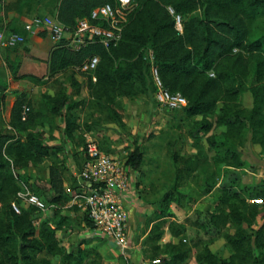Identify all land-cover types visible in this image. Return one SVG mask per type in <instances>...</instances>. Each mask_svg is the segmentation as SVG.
Instances as JSON below:
<instances>
[{
    "label": "trees",
    "instance_id": "1",
    "mask_svg": "<svg viewBox=\"0 0 264 264\" xmlns=\"http://www.w3.org/2000/svg\"><path fill=\"white\" fill-rule=\"evenodd\" d=\"M48 1L17 0L15 8L20 11L33 2L38 4V11ZM115 1L57 0L53 15L72 29L77 19L90 16L93 8L108 2L114 4ZM134 1L136 7L116 45L106 47L96 42L77 49L63 39L50 52L48 75L54 76L75 68L90 56L98 55L100 61L94 71L96 81L89 76L90 94L95 101L108 104L112 120L123 124V115L118 109L121 106L119 98L148 93L154 95L156 87L152 65H156L165 86L187 97L186 106L170 110L181 111L183 118L192 121V127L188 130L192 137H198L201 131L211 128L213 123L208 116L222 101L223 107L216 120L218 124L226 125V130L222 139L213 136L208 138V142L214 162L223 163L226 168L221 203L227 202L229 210L220 203L208 211L206 221L191 223L198 222L218 232L229 222L233 223L236 232H224L233 253L229 258L221 259L206 244L198 252L197 258L199 264H264V223L253 233L243 228V223L249 220L246 209L252 217L251 222L260 205L249 203L242 191L235 188L239 181L237 171L244 166L238 142L247 133L254 141L264 142V32L252 27L258 18L264 16V0ZM30 5L28 7L31 9L36 8ZM175 14L181 15V29L177 26ZM9 28L25 33L24 25L22 29L18 25H9ZM252 65L257 83L251 86L253 106L246 109L240 107L236 100ZM13 76L20 78L14 71ZM4 99L3 95L1 101ZM49 99L53 114H62L70 103V96L64 91ZM31 103L27 95L21 93L16 97L11 111V125L24 138H15L13 132H0V264H51L49 259L40 256L43 252L60 256L61 264H84L95 249L79 245L77 250H69L58 237V232L65 230L73 221V217L63 213L71 195L61 166L52 165L49 169V197L34 189L36 194L55 205L54 214L58 219H43L37 230L32 220L33 213H40L36 207L32 206L31 212L23 209L18 213L12 206L20 184L14 174L7 171L10 162L6 152L14 155L17 168H24L31 160L38 162L47 157L52 148L44 141L41 132L32 129L40 115L34 111ZM25 107H28V111L26 119H23ZM198 115H202V118L196 119ZM65 124L66 133L71 135L79 128L77 116L72 112L67 114ZM100 147L103 149L101 144ZM173 158L176 164L175 179L170 189L155 203V217L150 218L148 224L154 220L156 222L145 240V243L153 245L151 250L154 256H162L161 264H180L188 258L191 250L183 238L180 242L171 239L158 243L165 235L166 228L173 237L180 236L185 230L183 225L168 222L166 217L170 215L172 202L180 204L186 198L181 187L194 176L199 154L184 156L174 152ZM127 163L134 169L145 163V153L139 145L129 151ZM195 182L199 184V181ZM212 186L213 183L207 181L204 191L210 192ZM252 194L264 198V182L255 185ZM198 212L200 215L201 211ZM83 219L89 227L93 226L86 214ZM90 241L92 239H83L81 243ZM256 250L260 251L259 255ZM97 255L100 257L99 253Z\"/></svg>",
    "mask_w": 264,
    "mask_h": 264
},
{
    "label": "rangeland",
    "instance_id": "2",
    "mask_svg": "<svg viewBox=\"0 0 264 264\" xmlns=\"http://www.w3.org/2000/svg\"><path fill=\"white\" fill-rule=\"evenodd\" d=\"M16 1L11 0L6 5L5 14L2 13L3 9L0 7V27L3 15H5L9 25H18L19 29H22L27 18H31L39 12V10L37 11L38 4L33 2L31 5H27L35 6V9L26 6L19 11L15 8ZM56 7L57 0H49L40 6V10L53 15ZM177 26L181 29L182 23L177 24ZM252 27L264 32V16L258 18ZM47 50V45H40L37 41L33 40L32 42L28 39L18 47L7 50L0 59V132H13L15 138H24V135L16 132L11 125V115L7 111L6 99L2 102L1 97L4 95L6 98L9 94L18 96L25 93L31 100L34 111L40 115L36 123L32 125V129L35 132H41L44 141L52 146L47 157L38 162L31 160L30 164L24 168H17L14 155L6 152V157L10 162L7 171L14 174L16 181L20 184V189L26 186L32 192L37 190L49 197L51 193L49 169L52 165H58L64 172L69 195H74V192L78 191L82 185L77 174L73 173L75 161L84 155L86 140L93 138L103 146L106 153L122 159L127 158L129 151L135 145H139L143 149L145 163L138 168L140 176L138 181L141 186L137 193H140L148 203L153 204L160 201L175 179L176 164L173 153L178 152L184 156L199 154L196 171L193 174L195 177H190L181 187V190L187 195L186 198L180 204L172 202L169 209L170 215L166 217L168 222L183 225L185 230L180 236L173 237L169 229L166 228L165 235L158 243H165L171 239L180 242L183 238L184 243L191 250L188 258L180 264H199L198 252L206 244L219 258H229L233 253V247L227 242L224 232L235 233L236 228L233 223L229 222L220 232L207 229L198 222L197 224L191 223V221L198 220L200 222L206 221L209 218L208 211L217 207L222 201L221 197L224 192L222 182L226 178V168L223 163L214 162L212 152L209 150L208 138L213 136L217 139L223 138L226 125L218 124L216 120L217 114L221 112L223 107V102L219 101L214 112L208 116L213 123L211 128L201 131L198 137H192L188 134V130L192 127V121L183 118L181 111L174 112L167 109V107L157 103L154 95L149 93L119 98L118 101L121 106L118 109L123 115V124H120L112 120L108 104L97 102L92 98L89 91L91 73L77 74L67 69L54 76L48 75L47 69H45V63L48 62ZM13 71L20 78H15ZM33 72L37 74H33ZM211 75L214 73L211 72ZM256 83L255 68L252 65L236 100L240 107L250 109L253 106L251 86ZM6 89H9L10 92H7ZM61 91L70 96V103L65 106L62 114H53L49 97ZM71 112L77 116L79 134L76 132L74 135L66 133L65 118ZM201 118L202 115L196 116V119ZM238 149L244 160V166L237 171L239 181L235 188L242 191L249 203L260 205L256 217L251 222L252 217L249 210L246 209L249 220L247 219L243 223V228L249 233H253L264 223V198L261 195L252 194L254 186L264 182V142L254 141L251 135L247 133L244 139L238 142ZM76 164L78 165V163ZM195 181H199V184ZM207 181L213 183L210 192L204 191ZM11 198L13 200L14 196ZM254 199L262 200L255 201ZM71 201L72 199L68 201V204ZM17 203L21 210L32 211V205L24 200L20 199ZM221 204L226 210H229L227 202ZM55 208L54 206L47 212H40L39 215L32 214V220L37 230L40 228L43 219L59 218L54 214ZM198 211H201L200 215ZM63 213L65 214V212ZM148 216L149 218L155 217V211ZM82 229L83 214H80L78 218L73 219L70 226L58 232V237L69 250H77L79 245L82 248L95 249L92 255L84 261V264L90 262L92 264H107L103 263L104 256L99 250L100 248L104 249L105 242L81 243L83 239H86L81 234ZM150 234L151 230L142 239V244L136 243V250H132L129 260L118 257L111 264H155L154 259H160L158 264H161L162 256H154L151 250L153 245L145 243L146 237ZM134 253L138 255L139 262L135 259ZM256 254L259 255L260 251L256 250ZM40 256L49 259L51 264L62 263L60 256L49 252H43Z\"/></svg>",
    "mask_w": 264,
    "mask_h": 264
},
{
    "label": "built area",
    "instance_id": "3",
    "mask_svg": "<svg viewBox=\"0 0 264 264\" xmlns=\"http://www.w3.org/2000/svg\"><path fill=\"white\" fill-rule=\"evenodd\" d=\"M5 0H0V4ZM136 7L134 0H116L115 3L99 5L91 11L90 16L77 19L72 29L63 23L57 15L36 14L24 24L29 33L45 31L56 45L63 39L79 49L91 43H102L106 47L116 45L123 35V29L130 14ZM172 13L174 9L169 7ZM177 24L182 23L181 15L175 14ZM26 34L0 28V58L4 51L12 49L26 40ZM153 52L150 51V56ZM100 61L98 55L90 56L82 65L75 67L80 73H91L96 81L94 71ZM153 82L156 87L154 99L168 109L182 108L188 99L181 92H173L167 88L156 65H152ZM28 107L23 111V119L27 117ZM84 160L78 175L84 181L83 189L76 195L78 206L92 222L89 227L91 237L111 243L117 255L129 260L136 243L129 231V211L127 205L134 201L135 169L127 163V159L106 153L97 140L88 138L84 145ZM17 199V200H16ZM12 201L16 212L21 208L17 203L20 199L32 205L40 212H47L55 205L48 203L43 197L22 187ZM259 201L262 199H254ZM155 264L160 259H154Z\"/></svg>",
    "mask_w": 264,
    "mask_h": 264
},
{
    "label": "crops",
    "instance_id": "4",
    "mask_svg": "<svg viewBox=\"0 0 264 264\" xmlns=\"http://www.w3.org/2000/svg\"><path fill=\"white\" fill-rule=\"evenodd\" d=\"M10 1L11 0H5L4 3L0 4V7H2V9H3L2 13L5 14L6 5ZM38 14H48V13H46V12H44L42 10H39ZM2 18H3V21H1L2 25H1L0 28H3V27L9 28V24H8V21L5 18V15H3ZM29 19L30 18H27V20H29ZM25 34H26V37H27L26 40L30 39V41H32V42H33V40L37 41L40 45L41 44L47 45V47H48L47 57L49 59L51 50L56 46L55 41L49 36V34L47 32H45V31L38 32V33H29L26 30H25ZM12 49H14V48H12ZM7 50H9V49H7ZM7 50H5L4 53ZM36 50L41 51L40 49H36ZM45 69H47V72H48V62L45 63ZM70 70L74 71L77 74L78 73L81 74L80 72L76 71L75 68H70ZM33 74H37V73L33 72ZM20 81L22 82L23 80H20ZM6 91L10 92L9 89H6ZM16 97H17L16 95H10L9 94L5 98L6 99V107H7V111L9 112V115H11V111H12V108H13V105H14ZM76 133L79 134L80 130L77 129ZM84 157L85 156L83 155L77 161H75V165H74L75 166V170L73 171V173L77 174V177L81 181L82 185H81L80 188H78V191L76 190L74 192V195L71 196V199H72L71 203L67 204L64 207V210H63V212H65V214L73 217L72 219L78 218V216L80 214L84 215V212L78 206V202H77V199H76V195L84 188L83 187L84 181L78 175V170L82 167V162L84 160ZM125 159H127V158H125ZM76 163H78V165ZM138 172H139V170L135 169V173H134V176H135V190L139 192V190H140L139 187L141 186V184L138 181V178H140ZM72 189H74V188H72ZM76 206H77V208H75ZM127 208H128V211H129V231H130L129 233L132 236V238L134 239L135 243L138 242V243L142 244V239L144 238V236H146V234L149 233V231L151 230L153 224L156 222V220H154V221H152V222H150L148 224V221L150 219L148 215L152 214V212L156 210L157 206H156L155 203H153V204L148 203L143 198V196H141L140 193H136L134 201L129 202L128 205H127ZM146 229H148V230L145 231ZM88 231H89V226L86 224V221L83 219V229L81 230V234H83L86 237V239H92L93 243L102 242V240H99L97 238L91 237L90 233ZM144 231H145V233H144ZM104 242H105L104 249L103 248L99 249L100 252L104 256L103 257V263L111 264L112 262H115V259L118 258L119 256L117 255V251L115 250L114 246L111 243H108L106 241H104ZM140 250H141V248H140ZM137 253H139V252H137ZM134 256L136 257L135 259L139 262L138 255H135V253H134Z\"/></svg>",
    "mask_w": 264,
    "mask_h": 264
}]
</instances>
